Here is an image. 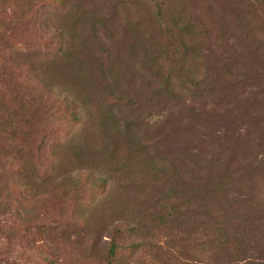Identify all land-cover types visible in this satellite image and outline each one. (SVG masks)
<instances>
[{"label":"trees","instance_id":"16d2710c","mask_svg":"<svg viewBox=\"0 0 264 264\" xmlns=\"http://www.w3.org/2000/svg\"><path fill=\"white\" fill-rule=\"evenodd\" d=\"M141 4L135 17L126 12L117 23L119 3L108 17L91 0H0V231L24 242L44 221L40 210L72 203L71 227L46 228L45 237L91 263L254 264L245 240L262 243L252 225L262 214L244 211L238 198L227 202L228 182L204 185L194 177L201 155L159 152L149 118L137 113L141 105L103 101L94 90L90 69L115 63L97 41L113 40L118 26L142 49L158 34L181 36L191 88L207 92V78L196 77L202 25L188 0ZM167 86L168 79L161 90ZM53 127L67 136L44 154ZM96 190L100 198L81 200Z\"/></svg>","mask_w":264,"mask_h":264},{"label":"rangeland","instance_id":"374dc122","mask_svg":"<svg viewBox=\"0 0 264 264\" xmlns=\"http://www.w3.org/2000/svg\"><path fill=\"white\" fill-rule=\"evenodd\" d=\"M91 1L108 17L113 15L110 6L119 3L117 23L126 12L135 17L143 7L142 0ZM188 4L193 18L202 25L196 38L204 44L196 77L207 78L204 83L215 88L214 93L210 94L208 86L203 95L191 88L193 65L186 58L181 62V36L158 34L142 49L127 40L118 26L113 40L101 36L97 41L115 63L114 67L90 69L94 71V90L103 101L124 98L141 105L137 113L149 118V134L159 152L201 155L205 163L194 177L204 185L228 182L227 202L238 198L244 211L262 214L252 224L262 243L245 240L244 250L251 263L264 264V0H188ZM85 88L89 89L88 84ZM50 108L49 113H54L55 107ZM65 133L53 127L44 138L43 153ZM180 185L178 182L175 188ZM100 196L97 190L85 192L81 200ZM47 199L43 206L48 205ZM73 209L68 203L40 210L44 221L33 226L24 242L19 238L9 241L0 231V264H94L80 259L72 245L55 246L45 237L46 228H55L56 233L69 229ZM129 212L131 208L126 210L127 216Z\"/></svg>","mask_w":264,"mask_h":264}]
</instances>
